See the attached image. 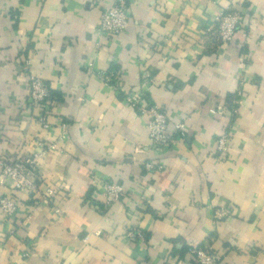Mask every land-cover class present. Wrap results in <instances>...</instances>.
Here are the masks:
<instances>
[{
    "label": "crops",
    "instance_id": "crops-1",
    "mask_svg": "<svg viewBox=\"0 0 264 264\" xmlns=\"http://www.w3.org/2000/svg\"><path fill=\"white\" fill-rule=\"evenodd\" d=\"M110 1L0 0V155L58 144L38 167L51 202L0 183V196L18 197L30 217L20 228L0 211V264H195L205 246L221 264H264V0H129L128 30L99 43ZM227 8L244 23L222 45ZM112 70L164 109L170 134L183 123L187 138L154 149L146 119L104 83ZM30 75L50 88L49 130L30 104ZM222 134L228 153L217 150ZM147 162L165 169L148 173ZM94 178L128 193L107 206ZM225 203L232 216L218 223ZM131 224L146 244L128 243Z\"/></svg>",
    "mask_w": 264,
    "mask_h": 264
},
{
    "label": "built area",
    "instance_id": "built-area-1",
    "mask_svg": "<svg viewBox=\"0 0 264 264\" xmlns=\"http://www.w3.org/2000/svg\"><path fill=\"white\" fill-rule=\"evenodd\" d=\"M129 0H111L110 3L102 11L98 22L96 36L99 43H103L113 38L121 37L131 25V15L129 9ZM244 19L239 13H234L227 8L218 18L217 41L222 45L233 43L239 28L243 27ZM27 67V65H26ZM104 83L114 88L118 94L123 95L126 105L146 119L147 128L151 145L157 151L163 148H174L178 145L179 139H186L185 125L178 123L175 125V132H168V117L164 109L158 104H154L147 99L145 92L131 90L127 91L120 83L119 73L115 70L107 74L101 75ZM151 85V81L145 78L141 84V89L146 90ZM50 88L41 79L30 75L28 82V96L30 104L33 108L40 110L38 121L45 130H49L52 126L47 120L46 106L50 99ZM238 100L236 105L242 102L243 89L242 86L236 93ZM238 109H231V114H237ZM67 125H62V131L65 133ZM229 135L222 134L217 141V150L221 153H228L230 150ZM58 149L57 143L45 144L39 143V149L26 157H18L9 160L0 155V173L2 185H8L11 191L26 192L33 198H37L42 202H51L55 191L51 186L42 182L38 172L39 164L52 151ZM145 171L148 173L161 172L165 169L163 164L147 162ZM93 187H99L100 195L107 206L119 202L128 192L118 183H101L94 178ZM130 192V191H129ZM126 193V194H125ZM0 211L3 213L2 223H12L23 228L25 222L30 219L21 212V200L12 194L0 196ZM232 208L228 204H224L214 211V219L216 222H223L232 216ZM61 214V211H56ZM20 217H24L20 219ZM126 239L129 244H146L147 239L145 233L136 225L131 224L125 232ZM227 252L229 249H225ZM29 255V252L26 256ZM223 254L213 250L210 246L198 248L194 251L195 264H221Z\"/></svg>",
    "mask_w": 264,
    "mask_h": 264
},
{
    "label": "trees",
    "instance_id": "trees-1",
    "mask_svg": "<svg viewBox=\"0 0 264 264\" xmlns=\"http://www.w3.org/2000/svg\"><path fill=\"white\" fill-rule=\"evenodd\" d=\"M51 93V92H50ZM234 101L229 105L230 109L237 108L236 102L238 100V97L236 95V98L234 97Z\"/></svg>",
    "mask_w": 264,
    "mask_h": 264
}]
</instances>
